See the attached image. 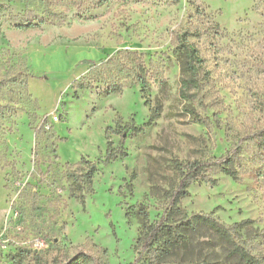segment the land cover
Wrapping results in <instances>:
<instances>
[{
	"label": "rangeland",
	"instance_id": "374dc122",
	"mask_svg": "<svg viewBox=\"0 0 264 264\" xmlns=\"http://www.w3.org/2000/svg\"><path fill=\"white\" fill-rule=\"evenodd\" d=\"M2 5L0 264H129L139 211L161 215L173 162L234 149L238 179L209 169L178 206L252 220L264 254V0H60V24L29 29L7 13L42 15L40 0ZM181 37L199 56L195 87L183 83ZM85 161L96 170L78 191Z\"/></svg>",
	"mask_w": 264,
	"mask_h": 264
},
{
	"label": "trees",
	"instance_id": "16d2710c",
	"mask_svg": "<svg viewBox=\"0 0 264 264\" xmlns=\"http://www.w3.org/2000/svg\"><path fill=\"white\" fill-rule=\"evenodd\" d=\"M110 0H63L81 10L85 3L89 8L101 7ZM60 0H40L44 11L37 15L31 10L22 13H7L8 19L13 21L17 29L40 28L41 26L60 24L58 12L54 7ZM0 10L7 11L2 5ZM61 14V13H60ZM178 62L183 75V83L187 88L197 86L199 56L197 50L188 41L181 37L177 44ZM95 60L85 59L83 63L93 64ZM47 77H44V80ZM51 84V83H50ZM260 145H264V128L257 134ZM114 155L108 152L106 159ZM239 151L234 149L219 158L209 161L173 162L174 180L165 192L166 206L161 215L149 222L148 213L141 208L142 216L140 235L136 241L137 256L129 264H264V254L253 253L252 237L250 234L252 220L226 225L213 214L195 213L183 215L179 209L182 198L188 194L189 187L196 181L205 178L209 169H216L223 174L237 180L239 175L236 165ZM85 172L82 173V182L75 181L78 191L89 187L96 170L95 164L85 161ZM79 170H83L79 166ZM81 200L82 196L80 197Z\"/></svg>",
	"mask_w": 264,
	"mask_h": 264
}]
</instances>
